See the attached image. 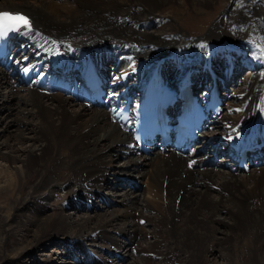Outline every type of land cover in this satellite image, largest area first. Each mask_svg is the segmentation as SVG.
I'll return each mask as SVG.
<instances>
[{
  "label": "bare ground",
  "instance_id": "6f19581e",
  "mask_svg": "<svg viewBox=\"0 0 264 264\" xmlns=\"http://www.w3.org/2000/svg\"><path fill=\"white\" fill-rule=\"evenodd\" d=\"M0 12L31 24L0 59V264H264V148L246 167L210 159L217 140L264 126V0H0ZM198 13L206 29L193 37L182 21ZM91 60L107 105L80 97ZM152 72L214 79L225 111L202 130L206 153L141 152L112 117Z\"/></svg>",
  "mask_w": 264,
  "mask_h": 264
},
{
  "label": "rangeland",
  "instance_id": "374dc122",
  "mask_svg": "<svg viewBox=\"0 0 264 264\" xmlns=\"http://www.w3.org/2000/svg\"><path fill=\"white\" fill-rule=\"evenodd\" d=\"M205 15L203 13H198L197 15L195 16H192L190 17L189 15L188 16H184V20L182 21V25L185 29H186V32L188 34H190L191 36L193 37H198L201 35V33L203 32L204 28L206 29V27H203L205 24H200L199 22V19H202ZM165 21H160L159 23L162 24V26H164ZM160 24V25H161ZM208 24V23H207ZM248 67H245V65L241 66V70H240V73H238V78H240L242 75L246 74L245 71H248L247 70ZM236 83L239 84V80L238 82L236 81ZM235 83V84H236ZM233 89V88H232ZM231 89V90H232ZM3 89H0V91L2 92ZM225 98V97H224ZM225 99L223 100V107H222V111L224 112V108H225V103H224ZM0 106L2 107L3 104H0ZM3 108V107H2ZM5 108V106H4ZM177 154V153H176ZM121 158L119 157H115V164L120 166L121 164ZM120 164V165H119ZM223 163H216V165H222ZM117 166V167H118ZM147 167V165L145 166ZM226 167V166H225ZM248 174V172H246ZM34 180V179H33ZM142 184V183H141ZM143 186V185H142ZM128 187V186H127ZM120 188V189H119ZM126 188V185H122V186H111V187H108V185H105L103 187L104 191H114V190H118L120 191L121 189H125ZM136 188H141V186L139 185H136ZM108 193H111V192H108ZM111 195L113 196V193H111ZM154 208H157L154 204ZM71 209V207H66V211H69ZM143 224V223H142ZM59 241H54L53 242H42L40 244H38L35 249H34V255L38 256L39 258L41 259H44L45 258V255L48 254V250H51L53 248H57V246L59 247ZM244 245V244H243ZM124 247V248H123ZM122 249L119 251L120 252V256L122 255V258L126 259V258H133L132 256L128 255V251L127 249L125 248V246L123 245ZM87 250L89 251V248L86 247ZM243 248H246L243 247ZM89 254L92 258H95L97 259L98 255L97 253L95 252H91L89 251ZM47 256V255H46ZM94 256V257H93ZM68 259L69 258H59L57 256H55L49 263L47 264H72L71 262H68ZM203 260V259H202ZM20 263L21 264H36V262H33L32 261V258L30 255H26V254H23L20 258ZM211 261L213 262V259H212V256H208L207 258H204L203 260V263L202 264H211ZM241 264H243V262H241Z\"/></svg>",
  "mask_w": 264,
  "mask_h": 264
},
{
  "label": "snow or ice",
  "instance_id": "6c2138e0",
  "mask_svg": "<svg viewBox=\"0 0 264 264\" xmlns=\"http://www.w3.org/2000/svg\"><path fill=\"white\" fill-rule=\"evenodd\" d=\"M21 26L31 30L30 21L26 16L0 12V35L5 34L8 30H18Z\"/></svg>",
  "mask_w": 264,
  "mask_h": 264
}]
</instances>
